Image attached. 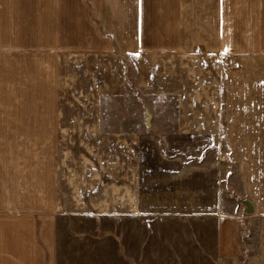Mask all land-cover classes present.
Instances as JSON below:
<instances>
[{
	"label": "crops",
	"instance_id": "1",
	"mask_svg": "<svg viewBox=\"0 0 264 264\" xmlns=\"http://www.w3.org/2000/svg\"><path fill=\"white\" fill-rule=\"evenodd\" d=\"M11 3L25 35L10 49L42 70L71 44L97 103L44 120L73 145L43 148L45 197L32 176L23 197L0 195V264H264V0H73L71 40L64 0ZM228 56L239 71L222 72ZM118 96L138 113L105 112ZM65 216L92 222L73 262L53 241Z\"/></svg>",
	"mask_w": 264,
	"mask_h": 264
},
{
	"label": "rangeland",
	"instance_id": "2",
	"mask_svg": "<svg viewBox=\"0 0 264 264\" xmlns=\"http://www.w3.org/2000/svg\"><path fill=\"white\" fill-rule=\"evenodd\" d=\"M3 1L0 0V10L3 8ZM64 4L65 37L66 40H71L73 0H64ZM11 6L12 13L7 7L0 12V195L9 197L16 193L15 196L21 195L23 197L25 182L29 180L28 176H32L33 194L35 198H39L45 197L46 193L42 192L41 195H37V192H40V180L37 178L46 175H43L45 170L43 166H46L50 157L53 159L51 155L42 153L43 148L49 147L51 149L53 146H49V144H55L56 148L62 152L70 149V146L73 145L70 136L66 134L67 131L59 136L54 133V127L67 130L70 128L69 126L49 125L44 120L47 121L54 117H70L73 116V113L90 115L92 106H95L93 102L97 103V101L93 100V95L88 92V87L81 83L79 72L76 73L71 67L73 64L71 44H66L65 56L60 59V55L58 61H50L48 67L43 68L44 70L37 68L34 57L35 54L39 56L40 54L34 52L35 49L32 50L34 53L27 52L28 55H33V59H28L27 63L25 59H20V56L24 57L25 51L10 49L9 42L12 39L13 41L15 38L24 40L25 35L24 33L18 34L19 27L16 26L20 22V13L13 12L12 3ZM15 16H18V21L14 19ZM15 30H17L16 35H14ZM22 53L23 55H21ZM232 58L241 64L239 59ZM129 78L131 80L130 76ZM133 101L131 96H118L106 101L103 104V109L105 108V112L108 110L109 113L116 116L136 115L138 109H134L133 103L135 102ZM225 111L227 116V110ZM228 112H232V110ZM262 112H264L263 109L258 110L259 116ZM227 127L228 130H231V125ZM225 146L230 151L235 150L230 138L226 137ZM66 153L70 154L69 151ZM59 158L67 160L69 157L65 155ZM30 159L32 160L31 165ZM31 168L32 173H30ZM64 175L67 177L66 174ZM75 192L78 191L65 188L66 200L75 198ZM70 208L72 206L66 204L65 212H71ZM84 209L86 210L85 207ZM31 213H33V223L38 235L35 234L34 240L36 243L41 242V245L39 212L31 210ZM90 223L92 222L87 218L68 216H65L62 221L60 220L58 225L55 222L53 241L56 240L54 238L58 239L60 258L64 257L66 261H74L76 254L73 253V250L74 248L80 249L82 245L87 243ZM52 247H50L51 254L54 255ZM51 260H55V257Z\"/></svg>",
	"mask_w": 264,
	"mask_h": 264
},
{
	"label": "built area",
	"instance_id": "3",
	"mask_svg": "<svg viewBox=\"0 0 264 264\" xmlns=\"http://www.w3.org/2000/svg\"><path fill=\"white\" fill-rule=\"evenodd\" d=\"M220 67L223 73H231L239 70L241 68V64L236 59L228 56L221 60Z\"/></svg>",
	"mask_w": 264,
	"mask_h": 264
}]
</instances>
